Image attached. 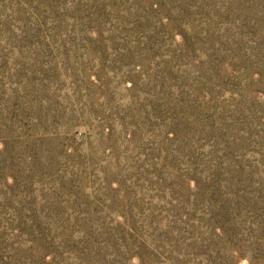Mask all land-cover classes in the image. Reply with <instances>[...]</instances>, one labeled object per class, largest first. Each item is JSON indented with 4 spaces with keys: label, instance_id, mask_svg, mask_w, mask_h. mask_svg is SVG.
I'll use <instances>...</instances> for the list:
<instances>
[{
    "label": "rangeland",
    "instance_id": "obj_1",
    "mask_svg": "<svg viewBox=\"0 0 264 264\" xmlns=\"http://www.w3.org/2000/svg\"><path fill=\"white\" fill-rule=\"evenodd\" d=\"M0 264H264V0H0Z\"/></svg>",
    "mask_w": 264,
    "mask_h": 264
}]
</instances>
